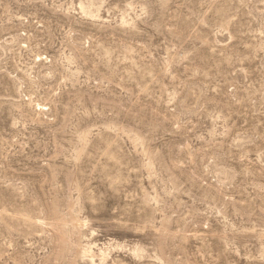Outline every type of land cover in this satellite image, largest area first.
I'll use <instances>...</instances> for the list:
<instances>
[{"label": "rangeland", "instance_id": "1", "mask_svg": "<svg viewBox=\"0 0 264 264\" xmlns=\"http://www.w3.org/2000/svg\"><path fill=\"white\" fill-rule=\"evenodd\" d=\"M0 264H264V0H0Z\"/></svg>", "mask_w": 264, "mask_h": 264}, {"label": "bare ground", "instance_id": "2", "mask_svg": "<svg viewBox=\"0 0 264 264\" xmlns=\"http://www.w3.org/2000/svg\"><path fill=\"white\" fill-rule=\"evenodd\" d=\"M83 10V9H82Z\"/></svg>", "mask_w": 264, "mask_h": 264}]
</instances>
